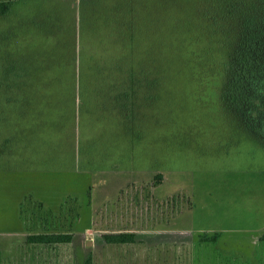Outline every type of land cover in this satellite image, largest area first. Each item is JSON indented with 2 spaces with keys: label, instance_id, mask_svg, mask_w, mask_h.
Returning <instances> with one entry per match:
<instances>
[{
  "label": "rangeland",
  "instance_id": "rangeland-1",
  "mask_svg": "<svg viewBox=\"0 0 264 264\" xmlns=\"http://www.w3.org/2000/svg\"><path fill=\"white\" fill-rule=\"evenodd\" d=\"M129 1L11 0V10L0 14V57L7 55L16 68L5 74L0 65V98L6 92L21 97L4 100L0 108V264H84L89 254L94 264H104L103 227L155 225L157 219L144 216L132 200L138 197L152 211L154 198L176 197L179 214L170 226L177 234L218 229L221 249L209 256L200 251L192 264H264V241H253L254 229L264 226V144L225 111L224 56L207 40L192 45L185 32L189 0H151L148 6L134 1L139 27L150 31L146 41L139 38L140 52L144 43L153 53L162 51L166 75L151 76L152 85L134 77L138 92L130 90L113 106L109 98L104 106L81 98L82 46L87 56L114 58L132 51L125 52L120 39L131 31ZM115 5L126 8L116 18L118 23L126 18L128 26H108L105 16ZM7 31L17 34L4 43ZM177 46L188 51L181 73L173 71ZM18 78L32 81V88L4 90ZM34 93L36 106L21 101ZM43 100L51 107L39 105ZM158 173L163 177L155 185ZM120 189L128 201H118ZM191 202L188 215L184 208ZM212 209L218 214L200 215ZM29 230L64 231L72 241L30 250ZM230 239L254 249L238 254L226 244ZM187 256L183 251L170 264H189Z\"/></svg>",
  "mask_w": 264,
  "mask_h": 264
},
{
  "label": "trees",
  "instance_id": "trees-1",
  "mask_svg": "<svg viewBox=\"0 0 264 264\" xmlns=\"http://www.w3.org/2000/svg\"><path fill=\"white\" fill-rule=\"evenodd\" d=\"M134 1L136 2L138 0H130L129 2L131 3L128 4L126 11L128 12V16H130V20L127 19L131 22L130 35L123 33V36L120 38L122 40L121 42L125 43V52L131 49L132 51L130 53L120 54L118 57L114 58L105 55H92L91 53L90 57L87 56L89 50L82 46L79 56L80 74L82 76V81L80 82L81 98H83V95H86L85 98L90 100L94 98L95 101L97 100V105L101 103L100 105L102 106L108 102L107 98H109L108 100L112 102L111 106H113L121 103L124 96H126L130 90V94L138 92L137 89H139V87L134 84V77L140 75L145 80L146 84L152 85L153 81L151 79L147 81V79L154 75L159 77L158 74L163 76V74L166 75L169 72V70L166 69V65L161 61L162 51L160 53L154 51L153 53L152 46H148V43H144L142 45H145V47L142 48L140 52L139 38L142 39V42L146 41L145 33H150V31L139 27L137 13L134 12ZM149 1L151 0H143L144 5L148 6L149 4L146 2ZM11 4V0H0V14L6 15L11 10ZM189 6L191 10L187 20L189 26L186 24L187 30L184 29L185 32L188 31L187 34L190 36L192 45L196 43L201 44L203 41L207 40L208 44L212 43L224 56V59H222L224 63L220 99L225 111L264 144V0H189ZM90 9L92 10L91 6ZM125 9L126 8L123 9L121 5H115L113 14H106L105 18L109 21L108 26L110 28L114 26L118 27L119 23L124 26L129 25V22H125L126 18H122L119 23L116 18V14L118 15V12L122 13ZM100 18L102 19L103 17L100 16ZM113 21H115V23ZM182 26L177 25L180 29ZM84 29H86V26ZM180 29H175V31H180ZM15 34L17 33L15 32ZM15 34L11 31L3 33L2 39L4 43L15 37ZM174 49L175 52L173 50V55L177 68L173 71L175 73H181L183 65L184 68L187 67V61H185V59L188 57L186 56L188 51L183 53L184 50L182 51V47L179 46L174 47ZM163 54L165 56L166 53L163 52ZM212 56L215 58L216 53ZM181 58L182 62L180 61ZM0 59H2L0 65L5 74H9L16 69L11 65L7 55L0 57ZM88 60H91L90 65H86L89 64L87 63ZM86 67L88 69H86ZM8 71L9 73H7ZM26 72L28 74V67ZM90 73H92V75H90ZM85 75H88L89 78L83 80ZM18 79L19 81H12V84L7 81L3 87L4 90L10 91L12 88L15 91V89L27 90L32 88V81ZM88 80L90 81L88 82ZM3 83V81H0L1 85ZM73 83L75 82L70 80L69 87L71 90L74 88L76 91L77 89ZM23 85H25V87ZM75 91H72L73 94H75ZM5 95L6 96L3 98H0V108H3L2 105L4 100L12 102L21 98L8 95V92H6ZM99 97H101V99H99ZM36 98L34 93L29 97L22 98L21 101L31 106H36L38 103L36 102ZM48 103L51 102L43 100L39 105L43 106L44 104L46 106ZM46 107L51 106L47 105ZM38 112H40V110ZM3 117L6 119L7 114ZM157 176L159 179L161 178V180L155 185L160 183L163 177L161 173H158ZM143 188H145L147 196H152V198L155 197L147 185H144ZM135 190L137 192L139 189L136 188ZM124 191L123 189L120 191L121 197L118 200L119 202L129 200V197L126 200L122 199ZM154 199L153 207H159L161 203L175 202L176 197ZM132 200L138 201L137 204L140 210L144 212L151 210L152 205L146 203V199L138 197V199ZM139 204H143L144 206ZM160 209L161 208H158L156 210ZM135 225L137 224L129 223L122 226L118 225L114 228L122 230L107 232L104 234V237L107 242L113 243L134 241L135 233L123 229L135 228ZM261 238L264 240V233L261 235ZM71 240L72 234L64 231L39 232L28 236V241L33 243H66ZM84 264H94L91 254L88 255Z\"/></svg>",
  "mask_w": 264,
  "mask_h": 264
},
{
  "label": "crops",
  "instance_id": "crops-1",
  "mask_svg": "<svg viewBox=\"0 0 264 264\" xmlns=\"http://www.w3.org/2000/svg\"><path fill=\"white\" fill-rule=\"evenodd\" d=\"M174 206V202L161 203L159 204V207H153V211L148 210V212H143V214H145L144 216L149 215L150 218L157 219L156 223H154L155 227H148L147 225L137 224L135 225V228L123 229L135 233V240L131 242H107L104 237L105 233L116 232L122 229L114 227H103V229L101 228L104 231L102 234L104 240L103 246H105L106 250H108L104 264H144V257L147 260V264H170V262L173 261L171 258L175 260L177 258V255L178 257L182 256L183 251L185 254L188 255L187 258L189 259V264H192L194 263L193 260L195 259V257H199L200 251H203L204 255L209 256L213 253L212 251L216 252L221 249L220 243L222 239V234L219 232H214V230H218L217 228L200 229V231L198 232L188 230L185 232V235L184 233L177 234V230L174 227L170 226L171 221L175 219L176 214H179V211L177 212L176 210H174ZM158 208L161 209L156 211V209ZM193 208L194 204L191 202L187 206H185L184 210H190L191 212L187 213L188 215H192ZM165 209H167V212H164ZM111 214L114 215L116 214V212H112ZM117 214L120 215V213ZM217 214L218 213H215L212 209L211 211L201 212L200 215L202 217L208 218L209 216L211 218L212 215ZM122 225H125V223H123ZM254 230H257L255 231L254 235V243L258 244L259 241H264L261 238V235L264 233V226L256 228ZM29 231H31L30 234H33L32 230ZM211 231H213L214 233L209 234L211 233ZM41 232H45V230H41ZM30 234H26L27 238L25 240L30 250L32 249V245L35 246L38 244H44L49 247H53V245L56 246L62 243L65 244L64 242H56L52 244L33 243L28 241V236ZM230 240L231 242H227L226 244L231 247L233 251H237L238 254H245L244 251L249 250L250 248L251 251H253L254 249L252 245L251 247H247L245 243L242 242V240ZM253 241L251 242L253 243ZM177 251L179 253H177ZM150 256H152L151 260L149 259Z\"/></svg>",
  "mask_w": 264,
  "mask_h": 264
}]
</instances>
